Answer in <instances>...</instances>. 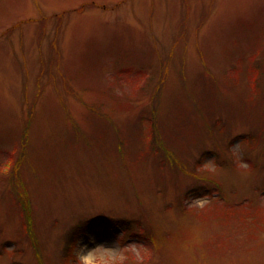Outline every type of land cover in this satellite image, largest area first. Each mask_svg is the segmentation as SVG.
Masks as SVG:
<instances>
[{"label": "rangeland", "instance_id": "1", "mask_svg": "<svg viewBox=\"0 0 264 264\" xmlns=\"http://www.w3.org/2000/svg\"><path fill=\"white\" fill-rule=\"evenodd\" d=\"M243 202L264 0H0V264H264Z\"/></svg>", "mask_w": 264, "mask_h": 264}, {"label": "trees", "instance_id": "2", "mask_svg": "<svg viewBox=\"0 0 264 264\" xmlns=\"http://www.w3.org/2000/svg\"><path fill=\"white\" fill-rule=\"evenodd\" d=\"M242 59V58H241ZM145 72V69L143 68V73ZM143 77H144V75H143ZM29 114H30V117H29V119L27 120V122L25 123V126H24V130H23V132H22V135H21V138L23 139V146H22V149H21V152H20V155L18 156V158L14 161V162H12V161H9V163L7 164L8 166H10V167H12V171L14 172L13 174H15L16 176H19V172H18V170H19V168H20V166H21V163H22V161H24V159H26V157H27V142H28V133H29V129H30V123H31V121L29 122V120H30V118H31V113H30V110H29ZM145 118V117H144ZM151 132H153V127H151V131H150V136H151ZM154 138V137H153ZM155 142H156V140H155ZM15 178H17V177H15ZM20 192V191H19ZM19 197H20V200H21V202L22 203H24V201H25V197H24V195H23V193H21V194H19ZM213 204L214 203H212L211 204V206H213ZM215 205V204H214ZM264 204H261V205H254V204H252V203H249V202H243V203H238V205H233V206H229V205H226L225 207H224V209H223V211H225V212H228V211H231V208L230 207H233V208H235V206H237L236 208L237 209H239L241 212H242V214L244 213V212H247V211H250V210H253V209H257V210H260V209H258V208H261V206H263ZM215 206H217V205H215ZM200 211V210H199ZM29 218V216L27 217V219ZM30 221V220H29ZM255 224H257V225H259L260 224V222H255ZM261 225L262 226H264V224L263 223H261L260 224V226H256V227H259V228H261Z\"/></svg>", "mask_w": 264, "mask_h": 264}]
</instances>
